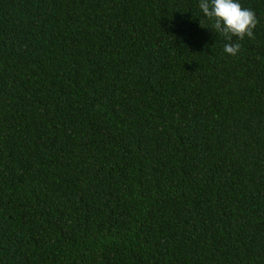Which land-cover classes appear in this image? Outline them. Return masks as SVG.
<instances>
[{"label": "trees", "instance_id": "obj_1", "mask_svg": "<svg viewBox=\"0 0 264 264\" xmlns=\"http://www.w3.org/2000/svg\"><path fill=\"white\" fill-rule=\"evenodd\" d=\"M238 2L254 38L199 0H0V264H264V0Z\"/></svg>", "mask_w": 264, "mask_h": 264}, {"label": "clouds", "instance_id": "obj_2", "mask_svg": "<svg viewBox=\"0 0 264 264\" xmlns=\"http://www.w3.org/2000/svg\"><path fill=\"white\" fill-rule=\"evenodd\" d=\"M199 9L212 23L210 28L219 32L226 41L233 37L243 40L245 36L254 38L253 29L257 17L251 8L243 7L238 0H199ZM241 48L240 43H225L224 51L235 56Z\"/></svg>", "mask_w": 264, "mask_h": 264}]
</instances>
